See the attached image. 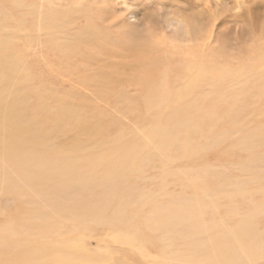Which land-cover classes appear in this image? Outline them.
<instances>
[{
	"label": "bare ground",
	"instance_id": "1",
	"mask_svg": "<svg viewBox=\"0 0 264 264\" xmlns=\"http://www.w3.org/2000/svg\"><path fill=\"white\" fill-rule=\"evenodd\" d=\"M67 1L0 0V264H264L257 59L204 78L217 57L190 42L171 86L160 39L118 45L89 0ZM43 48L40 70L27 53Z\"/></svg>",
	"mask_w": 264,
	"mask_h": 264
},
{
	"label": "rangeland",
	"instance_id": "2",
	"mask_svg": "<svg viewBox=\"0 0 264 264\" xmlns=\"http://www.w3.org/2000/svg\"><path fill=\"white\" fill-rule=\"evenodd\" d=\"M97 1L99 2L97 3ZM88 2L89 5L92 4L90 5L91 9H93L92 12H94L95 17L98 19L97 26L103 31L108 30L106 33L109 32L108 34L110 36L112 35V38L114 37L115 43L117 42L116 44L126 45L129 44L131 40L132 42H138V40L142 41L144 38L146 43V38L149 39L150 37L152 39L150 41H153V39H160V52H167L170 49L174 51L176 48L175 51L177 52L171 51L169 56L170 60L168 59L167 66L168 70H170L167 80L168 84L171 86L177 81V70L175 71L177 67H174V65L178 66L177 62L179 54L181 51H185V49H182L184 46L192 45V43L198 42L197 44H202H199V46H210V52H212L215 57H217L216 61H214L213 57L214 62L208 61L207 64H205L207 65L205 66L207 68V73L203 75L204 78L209 77V73L212 70L216 73H220V64L222 62V58H230L235 65L239 64L236 62H239L238 60H240L242 62L240 63L243 66H246L247 64L250 66L254 63V60L257 59V75L247 74L249 77L245 76V80H248L246 81V84H248L247 93L252 91L254 95L257 94L256 103H254L255 99L253 97L249 98V100L251 99L249 102V111L253 112V114H250V116L252 118L254 117L255 121L257 120V130H261L260 133L259 131L257 133L258 138L264 136V0H89ZM68 3L73 2L72 0H68L66 4ZM80 19L81 20H76V24H74L75 27H79L82 22L86 24V26L88 25L84 18L80 17ZM193 19L202 21L205 28L204 32L206 30L205 35L192 34V37L189 36V34H187L188 32L180 26V28H176L178 24L184 23L186 26L189 25L188 23H191V20ZM189 20L190 22H188ZM203 20L206 22V25ZM154 29L156 30V34L153 32L155 31ZM188 29H190V27H188ZM182 30H184V32ZM226 33H228V35ZM177 34L181 38L178 37ZM195 36L198 41L195 39ZM134 37H136L135 40L133 39ZM199 40H201V42ZM190 42L192 43L190 44ZM101 44L102 59L105 56L108 57L106 53L111 50L108 44L103 45V42H101ZM182 44L184 45L181 46ZM46 50V48H43L39 51L36 50L34 52H28L27 61L30 64L35 65L36 69L40 70L45 63L49 62L52 64L53 54L46 52ZM215 50H219V53L217 54ZM213 51L217 54V56ZM176 53L178 55L177 57ZM171 56H173V59ZM123 59L128 58L124 57ZM23 62L26 64V60L24 58ZM57 69L59 74H66V71H62L63 69L67 70L64 64L57 65ZM39 74L40 73H38V75ZM173 75H175V77ZM48 79L53 80L57 84H62L64 88H68V84L52 75ZM48 82L51 83V81ZM220 82H222V84H229L232 87L234 85V82L228 81V76H226V78H222ZM252 83L254 84L252 85ZM196 85L197 84L195 83V89L197 87ZM196 92V94H208L206 88H202L201 90L196 89ZM252 92L249 94H252ZM129 93L136 95L142 94L143 92L141 89L135 88ZM138 99L139 97L137 100ZM225 104L228 105L227 103ZM218 105L220 106V110H222L220 103ZM137 106L136 112L137 116L139 115L138 117L140 118L143 116V112L141 113L143 107L139 101ZM255 112L256 115H254ZM209 160H213L212 157H209ZM259 223L261 225L264 224V219L260 218Z\"/></svg>",
	"mask_w": 264,
	"mask_h": 264
}]
</instances>
